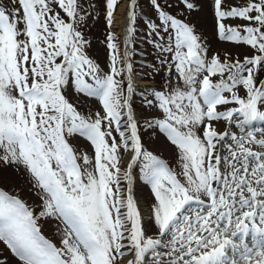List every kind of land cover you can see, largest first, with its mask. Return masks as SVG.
I'll list each match as a JSON object with an SVG mask.
<instances>
[{
    "label": "snow or ice",
    "instance_id": "snow-or-ice-1",
    "mask_svg": "<svg viewBox=\"0 0 264 264\" xmlns=\"http://www.w3.org/2000/svg\"><path fill=\"white\" fill-rule=\"evenodd\" d=\"M117 2L105 0L109 26ZM206 4L211 5L218 38L250 46L255 54L243 61L221 62L216 55L209 60L207 43L193 25L178 18ZM148 6L154 10L151 17L139 0L127 5L122 50L118 36L107 33L104 72L87 54L90 42L81 30L95 3L0 0V161L23 166L42 201L36 214L0 189V241L20 264H165V256L170 257L166 264H236L229 250L243 260L264 247V151L245 146H264V139H255L253 130L218 137L205 123L224 118L245 132L252 121H264V110L258 107H264V78L256 83L264 71V0H240L232 6L225 0H148ZM172 8L179 11L174 14ZM236 18L246 25L225 23ZM140 20L146 36L136 35ZM145 40L156 63H138L152 69L150 75L163 71L165 79L162 89L147 85L139 95L145 107L158 108L163 118L134 114L139 74L134 58L144 56L136 44ZM217 74L221 78L213 82L210 77ZM241 85L246 98L234 90ZM67 86L97 98L102 112L94 117L81 113L67 98ZM225 92L238 108L217 110L230 103ZM141 120L145 129L158 128L176 146L179 171L144 147ZM76 135L90 142L94 159L73 146ZM229 138L232 143L225 144ZM137 165L155 199L145 212L133 196ZM241 211L253 221L251 247L243 235L239 244L228 238L249 231L239 218L232 230V218ZM53 217L63 224L60 246L45 238L39 224ZM154 226L159 238L147 235Z\"/></svg>",
    "mask_w": 264,
    "mask_h": 264
},
{
    "label": "rangeland",
    "instance_id": "rangeland-1",
    "mask_svg": "<svg viewBox=\"0 0 264 264\" xmlns=\"http://www.w3.org/2000/svg\"><path fill=\"white\" fill-rule=\"evenodd\" d=\"M126 0H118L117 5L114 9L116 11L117 7L120 3ZM6 3L7 0H4ZM82 6H88L92 3H95L96 8L93 10L88 8V11L92 12V15L87 17V23L82 26V32L84 34L85 39L90 42V47L87 48V54L90 58L94 59L104 72H108L107 63H108V49H107V33L111 30L118 36V43L121 44V50L123 49V43L120 39V36L117 32L116 28H113L114 24L111 26L108 25L106 20V8H105V0H80ZM174 2V0H173ZM194 3L199 4L200 0H193ZM226 6H232L236 3H239L240 0H225ZM140 8L144 12H147L148 16L151 17L154 15V10L148 6V0H139ZM55 11L59 12L62 17L67 20V17L63 13V11L59 8L58 5H55ZM181 9L183 5L180 6ZM169 11L174 14L179 10L176 8L169 9ZM113 12V14H114ZM93 16L98 17L95 21L93 20ZM178 18L185 20V22L190 23L195 28L197 34L201 35L202 39L209 46V51L207 52V57L210 58L213 55H216L218 59L223 62L228 60L229 62H235L236 60L243 61L245 56H251L255 54V50H253L250 46H247L243 43H235V42H227L221 41L218 38L215 26V20L213 16V11L211 5L206 4L203 7V10L196 11L193 10L191 14H187L185 12L183 15H180ZM225 23L231 26H244L246 25V21L236 18L226 20ZM137 27L140 29L137 32V36H146V26L143 24V21H138ZM116 29V30H115ZM136 49L138 52H143L144 56L136 55L135 61L137 62L134 67L139 73L135 77V83L137 87V95L133 99V108L136 113L141 117H150V118H163V113L158 108H147L143 104V99L139 95V92L144 90V87L147 85H155L158 90L162 89L165 79V74L161 71L159 74H149L152 73V69L148 67L141 68L138 63L141 60H145L146 62L156 63V53L151 45H149L146 40L143 43H137ZM207 74V73H204ZM173 75H175L173 71ZM213 82H218L220 80L219 74L210 77ZM264 78V71H261L259 77L257 78V85H259V79ZM202 79V76H201ZM237 94L246 98V90L241 86H237L234 89ZM65 92L67 94V98L72 102L75 106H77L78 110L83 114H91L95 115L97 111L102 112V106L100 105L97 98H89L84 94H80L74 91L72 86H67L65 88ZM224 95L229 98L230 103L217 106L218 111H226L233 108H238L239 105L235 103V101H231V93L225 92ZM260 107V110H264V107ZM206 124H210L212 130L217 132V136L223 135L225 132L231 135H246V132H241L234 123H230L224 118L219 119L218 121H208L205 120ZM253 130V135L255 139H264V126H256L251 128ZM203 127H201L198 131V135L203 139ZM114 135H117L115 132ZM140 134L142 137V143L144 147L151 151L154 155L164 159L168 162L169 167L176 169V171L180 170V167L177 163L179 153L178 149L175 145L171 144V142L167 139L166 135L161 133L158 128L156 129H145L143 127V120L140 121ZM118 139V135H117ZM225 144H231V139H227ZM72 144L78 150L87 153L90 157L94 159V148L91 146L90 142L87 141L86 138L79 137L76 135L72 139ZM246 147H250L253 151H264V146L257 145L255 143H245ZM123 153V150H121ZM222 155L227 154L226 151L221 153ZM223 170V168H222ZM135 179L133 184V193L138 198L141 203H143L145 210L150 209L151 205L155 203L154 194L151 191L150 185L140 179L139 175V165H137L134 169ZM126 187V185H125ZM0 189L7 191L9 194L17 196L22 201H24L30 208L34 210L36 214H38L42 210V201L39 198V190L33 187L30 175L26 172L23 166L17 168L16 166H8L5 165L2 161H0ZM246 195H250L247 194ZM207 202V201H206ZM251 209H244L243 211H250ZM243 211L236 213V215L232 218L233 225L232 230L235 231V223L239 222L237 218L243 220L245 224L251 227L253 221L247 220L243 217ZM259 220L256 219V224ZM227 222V221H225ZM39 224L42 229V234L45 238L49 239L57 246H60V235L58 234V230L63 227V224L59 222L56 218H42L39 221ZM154 224V218H153ZM251 232V229H249ZM148 236L153 238H159L158 228L152 227L148 233ZM169 237H165L164 239H168ZM234 242L240 243V239H233ZM251 238L247 237L244 239V242L247 244L250 242ZM161 252H165V249H159ZM199 255V253H197ZM0 259L5 260L6 264H20L18 258L14 257L11 253L10 249L0 241ZM162 259H170V257L165 256ZM255 264V263H252Z\"/></svg>",
    "mask_w": 264,
    "mask_h": 264
},
{
    "label": "bare ground",
    "instance_id": "bare-ground-1",
    "mask_svg": "<svg viewBox=\"0 0 264 264\" xmlns=\"http://www.w3.org/2000/svg\"><path fill=\"white\" fill-rule=\"evenodd\" d=\"M130 2H131V0H126L122 3H120V5L117 7L116 11L113 14V24H114L113 28L117 29V32L120 36L121 41H123V37H124V34L126 32V27H127V23H128V21H127V10H128L127 5L130 4ZM134 114H136L135 111H134ZM128 159H130V155L128 156ZM124 166L126 167V163ZM134 169H133V184H134V180H135ZM133 196L138 201V207L140 208V210L142 212H145V207H144L143 203H141V201L138 200V198L134 195V193H133ZM222 238L223 237H221V239ZM228 238H230V237H228ZM257 238H259V237H257ZM207 250L210 251L211 249L209 248ZM228 254H229V256L236 259V264H248L247 262L248 261L251 262V260H252L251 257H255L254 263L259 264L257 261L256 255H253V256L250 255V256L245 257L243 260H241L239 258V252H237L236 254H233L231 252V250H229ZM131 258H132L131 256L128 257V259H131Z\"/></svg>",
    "mask_w": 264,
    "mask_h": 264
}]
</instances>
